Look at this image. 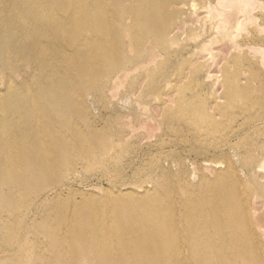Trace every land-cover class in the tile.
Returning <instances> with one entry per match:
<instances>
[{
  "label": "bare ground",
  "instance_id": "obj_1",
  "mask_svg": "<svg viewBox=\"0 0 264 264\" xmlns=\"http://www.w3.org/2000/svg\"><path fill=\"white\" fill-rule=\"evenodd\" d=\"M231 1H227V7ZM237 1L240 13L253 3ZM143 6L127 12L125 21L109 11L105 0H0V264H264V233H260L264 225L255 221L257 211L251 206L252 197L261 196L258 193L262 189L252 193L242 186L249 183L250 177H237L229 170L223 175L224 168L216 165L211 169L213 177H201L200 186L193 192L199 201L196 207L185 188V178H167L165 169L161 178L169 188L141 185L139 190L133 185L125 192L106 189V197L97 201L100 206L93 218L88 217V206L94 200L91 198L81 201L86 205L82 210L76 208L81 203L74 205L70 225H63L56 213H48L55 199L50 194H60L53 183L65 178L59 168L72 165L64 146L71 143L80 156L92 154L91 148H83L69 114L72 105L84 107L83 99L91 91L100 97L104 94L96 65L109 61L112 69L118 52L120 64L109 74L114 77L112 81H117V85L111 81L114 86L142 69L151 79L148 83L158 90L162 88V64H169L172 56L183 55L185 48L180 46V34L175 31L178 27L168 28L171 19L166 21L161 5L147 1ZM180 8L177 13L184 15L187 11ZM217 15L221 23L216 27H234L228 21L234 18L233 13L228 16L217 11L212 17ZM185 19L180 29L189 21ZM240 23L236 20L235 28ZM124 35L131 42L123 40ZM127 50L134 51L135 57L145 53L149 56L133 68L126 58ZM97 54L105 58L95 59ZM161 55L164 59L160 61L157 57ZM151 63L156 65L148 67ZM237 73L224 74L225 95L250 99L257 93ZM180 77V81L185 78ZM169 80L166 86L171 84ZM170 88L169 92L175 94L177 87ZM169 101L175 105H169ZM210 103L222 115L217 102ZM155 111L157 114H149L150 120L159 115L170 128L182 124L185 129V85L179 95L160 100ZM199 115L211 119L204 128L205 136L220 134L228 146L234 139L240 144L244 137L264 130V119L257 121V115L243 113L242 123L233 119L234 123L224 130H219V122L204 106L195 116H189L195 119ZM244 121L248 125L244 126ZM151 128L147 130L149 137ZM92 135L95 139L102 136L96 131ZM261 147L264 152V145ZM236 155L237 160L243 159L244 168H249L251 152ZM39 209L46 211L45 219L38 224L34 219L27 220ZM30 234L33 239L28 238Z\"/></svg>",
  "mask_w": 264,
  "mask_h": 264
},
{
  "label": "rangeland",
  "instance_id": "obj_2",
  "mask_svg": "<svg viewBox=\"0 0 264 264\" xmlns=\"http://www.w3.org/2000/svg\"><path fill=\"white\" fill-rule=\"evenodd\" d=\"M147 1L158 2L161 5L162 10L167 14L166 21L171 19V27L168 28H172L174 25L178 27L175 31L179 32L180 41L184 45L179 41L180 46L185 48L181 53L183 55L172 56L169 64H162L161 68L165 67L166 69L164 68V71L161 69L163 75H161L160 87L162 88L158 90L154 88L153 84H149L151 79L147 72L146 75L144 74L142 69L133 70L134 72L124 78L125 80L123 79L124 82L118 83L117 87L114 86L117 85L115 84L117 81L116 79L112 81L114 77L109 74L114 72L120 64L121 56L118 52L115 53L112 69L109 61L96 65L101 84H104V91L102 92L104 94L100 97L101 95L98 96L95 91L94 93L91 91V94L89 93L83 99L84 107L78 108L72 105L70 107L72 113L69 114L70 118L73 119L72 128L75 134H79L83 148H91L92 154L90 157L75 154L72 144L67 143L64 149L68 153L72 165L60 166L62 177L65 178L61 182L53 183V186L60 189V194L57 196L50 194L55 199L48 207V213L59 215L63 225L71 224L74 220L72 218L74 205L81 203L83 199H94L88 206V217L93 218L95 211L100 206L97 201L106 197V189L125 192L133 185L139 190L141 185L151 188L152 186H159L161 189L169 188V185L164 184L161 178L162 171L165 169L168 171L167 178H185V188L191 192L192 197L195 188L200 186V178L213 177V168L216 166L224 168L223 175L229 170V172L233 171L232 173L237 177H250L249 183L247 182L246 185L243 184L242 186L252 193L257 192L259 188L264 192V152L261 147L264 145V130L244 137L245 141L240 144H237L234 139L231 142L233 145L228 146L224 145L220 134L205 136L204 128H207L211 120L209 117L199 115L195 119H190V116H195L198 108L203 106L219 122V130L226 129L234 123V120L242 123L243 113L257 115V121L264 119V0H251L252 5L248 4L241 13L237 12L236 8L240 6L238 5L240 3L239 1L236 3L235 0L230 3V7L234 8L226 6L229 4L228 0H222L224 2L220 0H105V5L109 11H112L117 17L120 15L119 18H124L126 21L130 10L144 7L143 4ZM249 1L246 0V3ZM219 2L224 3L225 7L221 6ZM179 7L187 12L184 15L178 14ZM208 10L211 13H208ZM217 11L226 13L228 16L233 13L234 18L229 17L228 21L234 27L227 28L226 26L225 29L216 27L221 23V16L217 15L214 18L212 14L214 15ZM173 13H175V17ZM182 15L185 16V21H189L185 23V27L180 29V25L184 22ZM123 20L122 22H124ZM236 20L241 23L235 28ZM228 32L233 35L228 34L232 38L227 35ZM123 37V40L130 41L125 35ZM212 37L213 39H211ZM172 49L176 50L177 45L173 44ZM126 52L125 55H128L126 58L130 59L133 68L149 56V53H145L142 54L144 57L141 55L142 58L140 56L137 58L133 54L134 51L131 50L132 54L130 50ZM182 56L185 58L184 61L181 59ZM94 57L95 59L105 58L104 54H97ZM161 58L164 59V56L157 57L160 61ZM173 60L176 61L173 62ZM173 63L174 65H172ZM155 65L156 63H151L148 67ZM229 72H238L237 76H241L242 81L252 84L257 94L247 100L238 98L237 95L228 98L225 95L226 87L223 80L224 74ZM180 76H185L183 81H180ZM128 77L131 80H128ZM168 78L171 84L166 86ZM108 81L110 84L114 82V85L111 86ZM148 81L150 82L148 83ZM184 85L185 110H187L185 112V129L184 127L181 128L182 124L175 129L170 128L169 122L164 121V118L159 115H156V120H150L149 114L153 112L157 114L155 107L158 102L164 99L167 101L170 97L174 98L179 95V90ZM169 86L177 87V91L174 92L176 95L169 92L171 89ZM107 88L108 91H106ZM213 101L217 102V107H220L222 115L218 114V109L215 111L210 107V102ZM168 103L171 106L175 105L170 101ZM181 103L184 102L181 101ZM190 109L193 111L191 112ZM230 113L233 114L230 115ZM83 116L84 121L82 120ZM243 124L244 126L248 125L245 121ZM148 128L152 129L150 137L148 136L150 134V130L147 131ZM94 131L102 136L93 138L92 133ZM177 131H183V134L179 135ZM254 143L261 145L260 148L255 147ZM247 152H251L253 155L250 159V169H245L243 159L240 161L238 157L239 160H237L236 155L238 153L244 155ZM220 153L223 155L219 156ZM94 157L96 161H94ZM212 159L213 161H211ZM211 169L213 170L211 171ZM246 170H249V173ZM255 178L256 180H254ZM118 187L121 188L118 189ZM262 190H258L260 191L258 195L261 196L257 199L255 196L252 197L251 206L257 211V220L255 221L257 223L262 222L261 224L264 225V195L261 194L263 193ZM198 203V199L194 196L193 207H196ZM85 206L81 203L76 208L82 210ZM39 210L37 214L30 213L27 220L34 219L33 221L38 224L45 219L46 211ZM258 217L261 219L258 220ZM260 233L264 232L260 231ZM28 238L33 239V235H28ZM34 247L37 248V245L34 244Z\"/></svg>",
  "mask_w": 264,
  "mask_h": 264
}]
</instances>
